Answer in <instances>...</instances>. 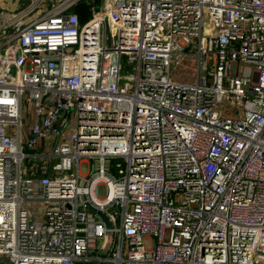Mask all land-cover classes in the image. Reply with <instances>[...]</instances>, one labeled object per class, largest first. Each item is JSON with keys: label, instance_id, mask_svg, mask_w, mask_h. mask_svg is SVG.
Wrapping results in <instances>:
<instances>
[{"label": "built area", "instance_id": "2783aa9c", "mask_svg": "<svg viewBox=\"0 0 264 264\" xmlns=\"http://www.w3.org/2000/svg\"><path fill=\"white\" fill-rule=\"evenodd\" d=\"M4 259L264 264V0L0 13Z\"/></svg>", "mask_w": 264, "mask_h": 264}, {"label": "rangeland", "instance_id": "374dc122", "mask_svg": "<svg viewBox=\"0 0 264 264\" xmlns=\"http://www.w3.org/2000/svg\"><path fill=\"white\" fill-rule=\"evenodd\" d=\"M10 1V2H14L16 3V9L15 8H8V9H4L2 11H5V12H2L4 14H6L8 17H13L14 15L22 12L23 10L29 8L31 5H32V0H7V2ZM46 3V2H45ZM44 4V3H43ZM45 6V4H44ZM44 6L42 7H37L35 8L32 13L29 15L28 17V20L29 19H32V18H35L41 14H43L44 12L42 11L43 9L45 10ZM126 58V57H124ZM188 73H190V71L188 70L187 71ZM195 74L194 71H192L190 74H185V76H193ZM121 75L123 77H127V76H132L133 75V70L131 68V66H128V67H124V63L122 64V68H121ZM177 80H183V78H177ZM29 105H30V102L28 99H25L24 101V106H25V114L27 115L28 112H29ZM118 162V159H114L113 160V172L115 174H117V169L115 167V164ZM88 167H89V164L88 162H83L81 164V172L82 173H87L88 172ZM104 194V189H101V192H100V195H103ZM29 207L33 210H35L36 212V215L38 218H41L40 216H38V210L40 208V205L39 204H30ZM100 243L101 241H99V245L98 247H100ZM99 253H102L101 251H99Z\"/></svg>", "mask_w": 264, "mask_h": 264}, {"label": "crops", "instance_id": "0c3cea01", "mask_svg": "<svg viewBox=\"0 0 264 264\" xmlns=\"http://www.w3.org/2000/svg\"><path fill=\"white\" fill-rule=\"evenodd\" d=\"M16 6L17 5L14 2H10V1L7 2V0H0V13L5 12V11H2L4 9H8V8H15L16 9ZM44 8H45V10L43 9L44 11L48 10L46 7H44ZM106 252L107 251H105L104 254ZM2 264H11V263L7 259H4ZM79 264H111V263H101L99 261H93L90 263H79Z\"/></svg>", "mask_w": 264, "mask_h": 264}, {"label": "trees", "instance_id": "16d2710c", "mask_svg": "<svg viewBox=\"0 0 264 264\" xmlns=\"http://www.w3.org/2000/svg\"><path fill=\"white\" fill-rule=\"evenodd\" d=\"M88 6V3L82 2L75 8V10L80 13L81 23H85L91 17V12L88 9Z\"/></svg>", "mask_w": 264, "mask_h": 264}]
</instances>
